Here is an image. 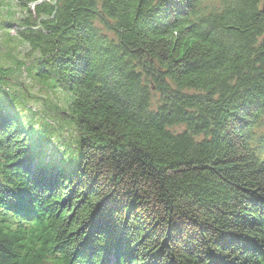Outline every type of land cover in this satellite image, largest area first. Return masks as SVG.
I'll return each instance as SVG.
<instances>
[{
    "label": "trees",
    "instance_id": "1",
    "mask_svg": "<svg viewBox=\"0 0 264 264\" xmlns=\"http://www.w3.org/2000/svg\"><path fill=\"white\" fill-rule=\"evenodd\" d=\"M19 1L79 157L0 100V264H264L263 0Z\"/></svg>",
    "mask_w": 264,
    "mask_h": 264
},
{
    "label": "rangeland",
    "instance_id": "2",
    "mask_svg": "<svg viewBox=\"0 0 264 264\" xmlns=\"http://www.w3.org/2000/svg\"><path fill=\"white\" fill-rule=\"evenodd\" d=\"M23 15L25 9L19 0H0V100L17 113L26 131L34 132L32 141L43 154V163L63 162L64 158L70 168L78 160L73 148L80 142L67 110L70 95L61 89L46 88L35 78L28 45L16 34L15 25ZM40 138L46 145H41Z\"/></svg>",
    "mask_w": 264,
    "mask_h": 264
},
{
    "label": "water",
    "instance_id": "3",
    "mask_svg": "<svg viewBox=\"0 0 264 264\" xmlns=\"http://www.w3.org/2000/svg\"><path fill=\"white\" fill-rule=\"evenodd\" d=\"M262 12H263V14H264V2L262 3Z\"/></svg>",
    "mask_w": 264,
    "mask_h": 264
}]
</instances>
